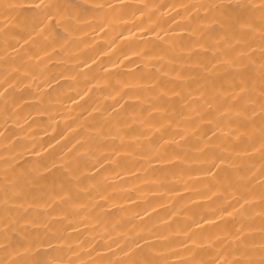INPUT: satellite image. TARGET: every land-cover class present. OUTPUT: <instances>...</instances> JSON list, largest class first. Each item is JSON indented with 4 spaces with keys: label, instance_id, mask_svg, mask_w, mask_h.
<instances>
[{
    "label": "bare ground",
    "instance_id": "6f19581e",
    "mask_svg": "<svg viewBox=\"0 0 264 264\" xmlns=\"http://www.w3.org/2000/svg\"><path fill=\"white\" fill-rule=\"evenodd\" d=\"M0 264H264V0H0Z\"/></svg>",
    "mask_w": 264,
    "mask_h": 264
}]
</instances>
